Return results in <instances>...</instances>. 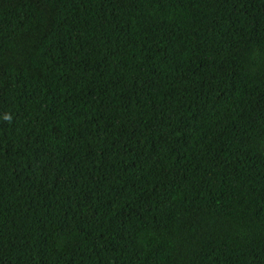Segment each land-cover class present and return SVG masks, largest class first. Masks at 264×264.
Here are the masks:
<instances>
[{"label": "trees", "instance_id": "obj_1", "mask_svg": "<svg viewBox=\"0 0 264 264\" xmlns=\"http://www.w3.org/2000/svg\"><path fill=\"white\" fill-rule=\"evenodd\" d=\"M0 264H264V0H0Z\"/></svg>", "mask_w": 264, "mask_h": 264}]
</instances>
